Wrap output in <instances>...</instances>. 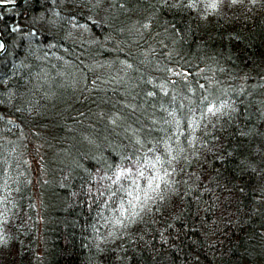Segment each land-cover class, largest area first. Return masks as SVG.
I'll list each match as a JSON object with an SVG mask.
<instances>
[{"label": "trees", "instance_id": "obj_1", "mask_svg": "<svg viewBox=\"0 0 264 264\" xmlns=\"http://www.w3.org/2000/svg\"><path fill=\"white\" fill-rule=\"evenodd\" d=\"M0 37V264H264V0H24Z\"/></svg>", "mask_w": 264, "mask_h": 264}, {"label": "snow or ice", "instance_id": "obj_2", "mask_svg": "<svg viewBox=\"0 0 264 264\" xmlns=\"http://www.w3.org/2000/svg\"><path fill=\"white\" fill-rule=\"evenodd\" d=\"M199 2H201V0H190V5L194 6ZM203 2L205 6V11L207 10L216 11L219 8V6L224 2V0H203ZM240 2H242V0H230V3L232 4H237ZM221 107H223V105H221ZM218 110L219 109H214V106H209L206 109L208 113H212L213 115H215V112ZM172 159H175V157H172ZM166 163L171 165L172 161L168 160L166 161ZM135 165H136V172L138 173L139 177H145V168H151L155 172L154 175H150L148 178L147 190H143L144 203H146L148 200L153 198L152 196L153 193L158 192V190L161 188V182H163L166 186H171L174 183V181H172L170 178L175 172V169H172L170 171L169 168H163V175L160 174V168H158L157 165H161V167H163L161 156H155L154 159L148 161V163H144L140 159H136ZM131 173H132L131 167H128L126 170H120L119 172L114 174L116 177V180L114 182H118L122 177L129 176V174ZM132 184L137 189L136 194L133 195L132 192H129L128 194L133 196V201H140L139 192L141 190L139 189L138 182L136 180H133ZM129 204L131 208L130 216L139 215V213L135 211L137 206L136 203L130 201ZM121 215H123V212L121 213ZM116 223L122 224L123 221L118 219ZM0 242H3L2 236H0Z\"/></svg>", "mask_w": 264, "mask_h": 264}, {"label": "water", "instance_id": "obj_3", "mask_svg": "<svg viewBox=\"0 0 264 264\" xmlns=\"http://www.w3.org/2000/svg\"><path fill=\"white\" fill-rule=\"evenodd\" d=\"M24 0H18L15 3H0V7H14V6H18L21 5L23 3ZM2 43H3V48L0 50V55H2L6 49V45L4 40L0 37Z\"/></svg>", "mask_w": 264, "mask_h": 264}]
</instances>
